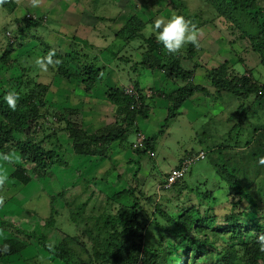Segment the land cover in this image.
<instances>
[{
  "label": "rangeland",
  "instance_id": "rangeland-1",
  "mask_svg": "<svg viewBox=\"0 0 264 264\" xmlns=\"http://www.w3.org/2000/svg\"><path fill=\"white\" fill-rule=\"evenodd\" d=\"M10 2L0 5V88L26 95L34 91L36 98L45 103L38 112L39 119L29 123L21 134H14L13 139L29 140L47 151L58 152L66 164L54 167L42 179H32L23 186L11 178L19 163L16 154L8 153V160L0 159V170L6 171L9 177L0 189V196H4L0 218L26 233L46 234L51 244L65 238L71 240V248L88 261L92 259L94 224L100 221L98 218L128 209L133 200L132 196L126 195L109 201L108 196L131 189L144 208L150 206L149 197L161 206L163 213L171 216L194 206L201 214L215 218L217 226L224 215L233 210L235 202L233 191L222 178L223 167L237 169L241 183L250 182V189L257 188L264 176L263 167L258 174L253 171L260 166L259 157L264 156V106H252L253 96L243 101L231 94H197L185 102L161 130L167 117L168 95L172 92L167 88L175 89L177 85L168 83L163 70L141 66L151 48L149 41L157 43L155 35H146L147 26L158 17L167 20L176 13L194 20L201 31L199 48L188 44L178 54L170 55L162 46L159 53L151 54L161 63L176 58L182 68L192 72L187 81L176 80V84L199 85L212 90L210 81L219 70L240 76L233 70L236 64L244 66L245 75L250 73L255 81L264 83V68L249 40L257 32L250 14L234 12L229 16V19L232 17L230 22L207 0H40L37 7H33L30 0ZM250 6L264 10V0H254ZM29 19L39 24L25 30ZM129 36L134 40L126 41L125 37ZM10 44L14 51L4 62L1 58ZM49 49H55L62 57L68 50H77V56L73 58H78L74 61L95 64L102 70L103 84L96 83L94 92L86 93L78 76L79 68L73 62L67 65L70 78L59 75L52 67L47 73L40 72L35 67V58ZM75 74L78 77H74ZM157 76L163 83L156 85ZM137 81L140 86L149 87L143 92L152 90L155 95V92L164 91L161 94L167 102L162 122H153L158 126L155 132L146 126L144 118L136 120L139 131L147 138L156 139L153 156L131 149L135 131L130 132L126 142L111 144L100 156L74 153V139L65 130V124L59 121L62 116L66 113V120L87 135L118 127L120 122L116 121L115 108L106 100L105 92L108 86L117 85L122 89ZM194 103L200 108L193 107ZM204 111L205 116L198 115ZM97 148L102 150L104 146L98 144ZM200 151L206 153V158L194 162L177 187L159 188L165 173L176 167L180 159L193 157ZM243 172L249 179L243 178ZM204 192L213 194L215 201L200 197ZM52 199L58 214L54 215L55 222L48 228L45 223L51 216ZM234 209L246 214V217H237L240 223L257 219L264 224V197H261L258 212L244 201ZM73 216L76 221L72 222ZM143 217L136 224L145 236L142 248L155 252L152 260L157 257L156 252L165 251L167 264H184L181 241L167 231L170 226L161 219L156 222L155 218ZM87 231L91 232L90 236ZM212 235L207 233L208 238ZM11 237L10 230L0 228V242ZM22 241L29 245L28 252L35 253L27 264H63L34 240ZM225 241L222 235L217 236L218 245ZM0 261L1 264L14 262L6 258ZM211 263L210 260L206 264Z\"/></svg>",
  "mask_w": 264,
  "mask_h": 264
},
{
  "label": "trees",
  "instance_id": "trees-1",
  "mask_svg": "<svg viewBox=\"0 0 264 264\" xmlns=\"http://www.w3.org/2000/svg\"><path fill=\"white\" fill-rule=\"evenodd\" d=\"M253 1L207 0V2L215 7L217 13L226 19H229V16L234 12L250 14L251 22L255 25L257 32L249 40L251 41L252 50L258 55L260 64L264 68V10L251 7L250 4ZM9 2L6 1L2 6ZM229 20L232 22V17ZM26 22L24 26L25 30H30L39 24L38 21H34L33 19H29ZM125 39L126 41H132L134 37L129 36L125 37ZM149 43L151 48H149V53L141 61L142 68L163 70L167 74V79L170 80L187 81L192 76V72L182 68L180 61L176 58L169 60L168 63H161L151 56L155 52L159 53L163 45L154 41H149ZM13 51V46L11 44L8 45L1 60L7 61ZM76 53L77 50H68L64 57L56 53L57 58L62 61L56 67V70L64 78H70L72 76L67 70V65L73 62L79 68V75L75 74L74 77L80 76L79 78L83 83L84 89L88 93L92 91L96 83L101 82L103 78L101 74L102 70L100 71L92 63L85 65L80 60L78 62L74 61L78 58H73ZM226 73L227 71L225 70L224 72L223 70H219L218 73H214L210 81L212 90L203 86L188 84L179 86L176 91L170 93L168 95L169 106L167 117L164 120L165 124L176 116L177 111L186 101L197 94H231L243 101L253 96L254 101L252 106H264V83L255 81L250 73L245 76ZM133 87L139 95V107L134 109H130L133 98L126 96L122 90L123 88L109 89L105 93L106 100L115 108L116 121L120 122L118 127L112 129L105 128L100 133L87 135L73 122L71 123L69 120H66V113L64 114L65 116H62L59 121L65 124V130L74 139V153L81 156H100L111 144L117 141L124 143L130 132H137L139 130L136 120L138 117H147L149 109L146 105V100L154 96L146 98L138 81L134 83ZM6 91L0 88V153L8 154L13 152L16 154L15 157L19 163L15 165L11 178L21 185L27 186L32 179H42L54 167L63 166L66 163L58 152L47 151L40 145L31 143L29 140L22 142L13 139L14 134H21L29 127V123L36 122L39 119L38 112L41 107H45V103L43 104L39 98H36L34 91L29 95L16 91L19 93L20 99L17 102L16 110L12 111L4 100ZM121 124H123V127H121ZM155 140V137L147 138L143 148L134 151L138 152V154L152 151ZM250 142H246L247 145ZM98 144H102L104 148L102 150L99 148V150L97 148ZM262 149L264 150V146H262ZM261 167L264 169V166L260 165L256 166L253 171L258 174ZM189 169L190 167L188 171ZM222 170V178L225 179L229 189L233 191L235 202L233 203V210L225 214L223 220L217 226H215V218H208L207 213L201 214L199 209L194 208V206L182 210L179 215L171 216L163 213L161 206L148 197L147 200L150 206L149 208H144L134 195V190L128 189L123 190L115 196H108L107 199L109 201L117 200L126 195L132 196L133 200L128 209L120 210L115 214H103L98 218L100 221H96L94 224L96 234L92 240V259L86 261L80 258L69 245L71 240L65 238L60 243L51 244L48 242L46 234L26 233L15 227L8 220L2 218H0V228L10 230L13 237L6 238L0 243V259L10 258L25 249V243L16 237L20 236L26 241L34 240L40 248L63 264H167V254L165 251L162 253L156 252L157 257L152 260L155 252L142 248V241H144L145 236L141 235L136 223L140 217L147 215V217L155 218L156 222H160L161 219L165 224L170 226L167 231L175 239L181 241L180 248L183 252L181 259L184 260V264H196L198 262L206 264L210 260L212 261L211 264H264V252L260 251L256 240V234L264 233V224L257 219H248L245 224L240 223L237 217H246V214L243 211L237 213L234 209L236 205L244 201L251 209L258 212L261 197H264V176L260 179L257 188L250 189V182L245 184L240 182L237 169L231 170L223 167ZM243 178L249 179V175L243 172ZM178 184L179 182L174 186L177 187ZM205 193L200 197L215 201L213 194ZM54 201L52 199L50 202L51 216L45 223L48 228L52 227L55 222L53 219L54 215L58 214L55 208H53ZM83 206L84 204L79 207L78 214ZM73 221H76L74 216ZM208 232L213 234L211 238L207 237ZM86 234L90 236L91 232L87 231ZM219 235H222L226 239L222 245H218L216 242ZM5 245L8 246L7 251L4 250Z\"/></svg>",
  "mask_w": 264,
  "mask_h": 264
},
{
  "label": "clouds",
  "instance_id": "clouds-1",
  "mask_svg": "<svg viewBox=\"0 0 264 264\" xmlns=\"http://www.w3.org/2000/svg\"><path fill=\"white\" fill-rule=\"evenodd\" d=\"M5 2L6 0H0V5H2ZM30 3L33 7H37L40 4V0H30ZM200 34H201L200 28L198 27L197 23L194 20L185 18V16L176 13H173L171 17L167 20H165L162 17L156 18L151 24L147 26V30H146V35L149 37L155 35L157 42L162 44L163 48L170 55L178 54L188 44H191L195 48H199ZM137 43H142V41H138ZM61 63L62 61L59 58H57L55 49H49L47 53H45L44 55L37 56L34 61L35 67L39 69V71L42 73H47L50 67L56 68ZM233 70L236 73H238L240 76H244L246 74L244 66L240 64L234 65ZM19 99H20V95L15 90H8L4 95V100L7 106L9 107V109H11L12 111L16 110L17 102ZM131 146L132 144L130 145V147ZM141 148H143V146ZM132 150H137V149H132ZM200 152H203L206 158V153L204 151H200ZM146 153L152 157L154 152L147 151ZM8 158H9L8 154H0V159L8 160ZM185 158L188 157H184L180 159L178 165L174 168H177L182 162V160ZM258 164L264 166V156L259 157ZM167 173H165V176ZM8 179L9 177L6 171L0 170V189H3ZM162 182L163 180L160 182V184ZM3 202H4V196H0V204H3ZM256 240H257V244L259 245L260 251L264 252V233L256 234ZM7 247H8L7 245L4 246L5 251H7Z\"/></svg>",
  "mask_w": 264,
  "mask_h": 264
},
{
  "label": "crops",
  "instance_id": "crops-1",
  "mask_svg": "<svg viewBox=\"0 0 264 264\" xmlns=\"http://www.w3.org/2000/svg\"><path fill=\"white\" fill-rule=\"evenodd\" d=\"M168 80V83L169 84H173L174 86L175 85H177V87L175 88V89H172V88H170V87H168L167 88V91H172V92H170V93H173L174 91H176V89L179 87V86H182L183 84H176V79H172V80H170V79H167ZM179 81V80H178ZM101 82H102V84H103V79H101ZM98 83H100V82H98ZM97 83V84H98ZM155 83H156V85H158V84H161V83H163L162 82V80H161V78H159L158 76L156 77V81H155ZM95 87H96V84H95V86L93 87V89H92V91H90V92H88V93H93L94 92V90H95ZM142 89H146V88H149V87H142V86H140ZM113 88H119V87H117V85H115L114 87H111V86H108V90L109 89H113ZM108 90H106V92L108 91ZM167 91H165V92H167ZM105 92V93H106ZM160 94H158L157 92H155V95H154V97H152L151 99H147L146 100V105H147V107L149 108V110H148V113H147V117L146 118H144V120L146 121V122H144V123H146V126L147 127H150L152 130H153V132H155L157 129H158V126H155V125H153V122H154V120H155V122H162V116H163V113L162 112H164V108H166V106H167V102H165V101H163V94H161V93H163L164 91H162V92H160V91H158ZM150 101H152L153 103L152 104H150ZM154 101H156V105L154 104ZM186 102H189V100L188 101H186ZM185 104V103H184ZM183 104V105H184ZM160 105H161V107H160ZM193 107H195V108H200V105L198 104H193L192 105ZM151 109H153V110H151ZM200 112H201V110H200ZM201 114H203V115H201ZM205 114H206V112L204 111V112H202V113H200V114H198L199 116H205ZM200 118V117H199ZM165 120V119H164ZM173 120V119H172ZM165 122V121H164ZM189 122H192V121H189ZM137 125V124H136ZM164 126H165V123L163 124V126H161L160 128H161V130H162V128H164ZM153 152H154V148H153ZM180 161V160H179ZM178 165V164H177ZM167 173V172H166ZM19 237V239L20 240H25L24 238H22V237H20V236H18ZM0 243H2V242H0ZM28 243V242H27ZM26 245V247H25V249L22 251V252H20L19 254H17V255H14V256H11L10 258H6V259H11V260H14V262L12 263V262H10V261H8V262H10V263H12V264H16L17 262H23V264H27V262H28V259L30 258V257H32V256H35V253L34 252H28L29 251V245L28 244H25ZM26 255H30L29 257H25ZM15 257H19V258H15ZM1 260V259H0ZM1 262V261H0ZM1 264V263H0ZM18 264V263H17Z\"/></svg>",
  "mask_w": 264,
  "mask_h": 264
},
{
  "label": "built area",
  "instance_id": "built-area-1",
  "mask_svg": "<svg viewBox=\"0 0 264 264\" xmlns=\"http://www.w3.org/2000/svg\"><path fill=\"white\" fill-rule=\"evenodd\" d=\"M6 1H11V0H6ZM26 17L31 18L29 14H26ZM123 92L126 96L133 98V103L131 105L130 109L138 108L139 107V95L137 94V91L133 87V85H128L124 87ZM143 95L146 98H150L153 96V92L150 91H144ZM146 136L141 132L137 131L135 132V141L132 143V149H140L144 142H145ZM205 159V154L203 152H199L197 155L193 157H188L182 160L180 165L177 168L171 169L166 176L163 179V182L159 185V188L161 190H169L173 188L175 184H177L180 180H182L186 172L188 171V168L197 161H201Z\"/></svg>",
  "mask_w": 264,
  "mask_h": 264
}]
</instances>
